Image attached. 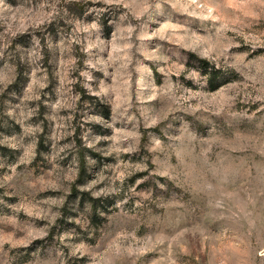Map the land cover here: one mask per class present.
<instances>
[{"label":"rangeland","instance_id":"1","mask_svg":"<svg viewBox=\"0 0 264 264\" xmlns=\"http://www.w3.org/2000/svg\"><path fill=\"white\" fill-rule=\"evenodd\" d=\"M0 264H264V0H0Z\"/></svg>","mask_w":264,"mask_h":264},{"label":"trees","instance_id":"2","mask_svg":"<svg viewBox=\"0 0 264 264\" xmlns=\"http://www.w3.org/2000/svg\"><path fill=\"white\" fill-rule=\"evenodd\" d=\"M200 64V67L204 69V72L210 74L211 76L215 74L216 70L214 69V67H210V62L207 59L201 58Z\"/></svg>","mask_w":264,"mask_h":264}]
</instances>
